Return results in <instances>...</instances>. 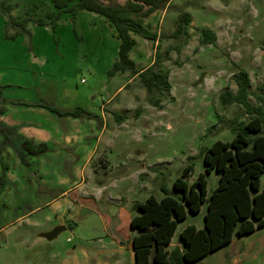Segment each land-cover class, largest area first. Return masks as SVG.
I'll return each mask as SVG.
<instances>
[{
	"label": "rangeland",
	"instance_id": "1",
	"mask_svg": "<svg viewBox=\"0 0 264 264\" xmlns=\"http://www.w3.org/2000/svg\"><path fill=\"white\" fill-rule=\"evenodd\" d=\"M0 2L9 4L16 17L27 10L33 18L56 10L52 0ZM183 11L190 12L191 20L187 31L175 36ZM6 19L0 10V83L9 84L7 97L28 102L19 108L23 116L54 126L37 111L43 106L34 105L47 102L59 109L83 108L95 115L89 117H102L105 127L96 154L82 166L79 184L62 194L60 185L53 187V204L18 216L13 213L18 198L8 191L4 219L0 215V264H135L131 240L137 231L129 224L139 211L134 203L150 194L162 197V185L180 195L172 185L183 167L192 163L187 175L192 182L204 171L205 148L217 139L230 140L233 125L255 114L220 96L225 89L237 91L235 75L241 69L249 73L248 100L262 106L264 0H170L147 15L144 23L157 39L133 34L136 43L129 56L138 69L150 64L169 69L171 89L152 93L129 69L109 74L120 40L103 15L80 9L72 20L63 13L54 30L31 19L27 31L14 38L6 35L16 29L6 28ZM201 27H210L216 39L201 44ZM156 50L161 55L153 62ZM114 110L124 114L123 121L118 122ZM55 115L59 125L62 119ZM73 160L65 161V171ZM54 169L52 165L50 172ZM218 177L215 169L207 174V196ZM205 209L203 203L199 212H188L178 222L170 249L182 242L184 225L203 226ZM58 223L67 228L57 237L36 235ZM194 264H264V226L235 235Z\"/></svg>",
	"mask_w": 264,
	"mask_h": 264
},
{
	"label": "trees",
	"instance_id": "2",
	"mask_svg": "<svg viewBox=\"0 0 264 264\" xmlns=\"http://www.w3.org/2000/svg\"><path fill=\"white\" fill-rule=\"evenodd\" d=\"M56 10H47L43 15L33 18L26 11L24 17H16L10 13L11 6L0 2V10L7 14L6 28H16L8 37L14 38L27 31V23L33 19L36 24H49L54 30L63 13H69L71 19L80 9H87L103 15L113 28L114 35L120 40L118 57L113 63L109 74L129 69L132 75H137L147 91L163 92L170 90L169 69L160 65L158 68L148 65L138 69L129 52L135 45L133 34L138 33L146 39H157V32L144 23V18L157 8L164 7L170 0H127L120 4L115 0H52ZM191 20V14L183 11L179 14L177 26L173 32L178 36L186 32V25ZM75 31V27H73ZM201 44L211 43L216 39V33L210 27L200 28ZM176 47V46H175ZM155 51L154 61L160 57ZM237 91L225 89L220 96L223 102H237L254 111L246 122L239 121L233 125L235 134L230 140L217 139L204 150V171L188 182L192 163H187L172 185V191L180 195L170 194L162 185L164 195L157 198L150 194L143 201L134 203L139 211L132 215L130 227L137 232L131 243L134 249L135 264H194L209 252L228 243L234 235L249 233L264 226V186L261 188V175L264 173V83L258 96L262 106H254L248 100L249 73L241 69L235 75ZM9 84L0 83V113L6 109V103L28 104V102L10 99L4 89ZM159 100H153L157 105ZM32 104V103H29ZM34 105L43 106L53 111L59 117L95 116L89 111L75 107L59 109L47 102ZM118 122L123 121L124 114L113 111ZM98 125L101 118H96ZM17 126H10L0 121V134L3 140L0 147L10 145L16 151L21 162L31 166L29 155H39L49 150L45 142L36 143L32 139L17 134ZM5 168L0 174V184L5 181ZM212 169L219 172L218 182L207 196V174ZM206 203L203 213V226L188 223L179 231L183 248L168 246L176 230L178 222L187 216L188 212H199Z\"/></svg>",
	"mask_w": 264,
	"mask_h": 264
},
{
	"label": "crops",
	"instance_id": "3",
	"mask_svg": "<svg viewBox=\"0 0 264 264\" xmlns=\"http://www.w3.org/2000/svg\"><path fill=\"white\" fill-rule=\"evenodd\" d=\"M22 105L6 103L5 111L0 113V121L10 126H17V134L28 137L36 143L45 142L50 149L39 155H29L28 160L31 166L27 167L21 162L12 146L7 144L0 147V174L4 170L3 165H6L5 181L0 184V215L3 219L8 207L6 200L8 191L18 198L14 203L13 213L22 216L43 205L53 204L55 202L53 200L56 198L50 197L55 193L51 190L53 187L60 185L62 194L68 192L70 187L72 189L77 186L79 184L77 179L81 178L82 166L86 165L96 154L98 141L105 127L102 117H100L102 120L101 127H99L95 118L85 115H66L60 118L62 121L58 125V118L53 111L44 107L37 108V111L47 117L49 121H54V126H51L50 123L45 126L43 122H38L31 116H23V111L19 110L20 107H23ZM2 140L3 136L0 134V142ZM71 157L74 159L71 162L72 165L68 171H65L63 164ZM57 162L60 163L57 164ZM52 165L55 166V169L50 172ZM53 173L59 176L55 181ZM40 184H44L45 187ZM35 198L38 201L34 200ZM30 199L31 201H29ZM171 244L172 241L169 245ZM174 246L182 249L183 243L179 241Z\"/></svg>",
	"mask_w": 264,
	"mask_h": 264
},
{
	"label": "water",
	"instance_id": "4",
	"mask_svg": "<svg viewBox=\"0 0 264 264\" xmlns=\"http://www.w3.org/2000/svg\"><path fill=\"white\" fill-rule=\"evenodd\" d=\"M66 228L67 227H66V225L64 223H58V224H55L54 226H52L49 229H46V230L38 232L36 235L43 236V237L51 240V239L57 237L58 234L60 232H62L63 230H65Z\"/></svg>",
	"mask_w": 264,
	"mask_h": 264
}]
</instances>
